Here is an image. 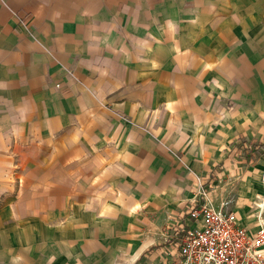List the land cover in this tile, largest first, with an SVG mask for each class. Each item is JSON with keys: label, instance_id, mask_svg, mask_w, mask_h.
I'll return each mask as SVG.
<instances>
[{"label": "crops", "instance_id": "obj_1", "mask_svg": "<svg viewBox=\"0 0 264 264\" xmlns=\"http://www.w3.org/2000/svg\"><path fill=\"white\" fill-rule=\"evenodd\" d=\"M263 170L264 0H0V264H170Z\"/></svg>", "mask_w": 264, "mask_h": 264}, {"label": "built area", "instance_id": "obj_2", "mask_svg": "<svg viewBox=\"0 0 264 264\" xmlns=\"http://www.w3.org/2000/svg\"><path fill=\"white\" fill-rule=\"evenodd\" d=\"M212 189L203 190L189 211L201 223L185 232L180 257L170 264H264V222L251 233L231 209L230 200L216 206Z\"/></svg>", "mask_w": 264, "mask_h": 264}, {"label": "rangeland", "instance_id": "obj_3", "mask_svg": "<svg viewBox=\"0 0 264 264\" xmlns=\"http://www.w3.org/2000/svg\"><path fill=\"white\" fill-rule=\"evenodd\" d=\"M261 186H262V194H258L257 197L259 199L255 200V205L258 207L257 210L261 209L260 210L261 216L258 219V225L264 222V172H263L262 179H261Z\"/></svg>", "mask_w": 264, "mask_h": 264}, {"label": "bare ground", "instance_id": "obj_4", "mask_svg": "<svg viewBox=\"0 0 264 264\" xmlns=\"http://www.w3.org/2000/svg\"><path fill=\"white\" fill-rule=\"evenodd\" d=\"M261 224V223H260Z\"/></svg>", "mask_w": 264, "mask_h": 264}]
</instances>
